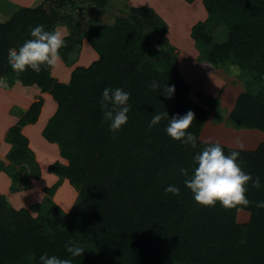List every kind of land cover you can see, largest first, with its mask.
I'll use <instances>...</instances> for the list:
<instances>
[{"label": "trees", "instance_id": "1", "mask_svg": "<svg viewBox=\"0 0 264 264\" xmlns=\"http://www.w3.org/2000/svg\"><path fill=\"white\" fill-rule=\"evenodd\" d=\"M202 2L209 19L223 23L230 33L225 42L213 45L204 32L207 22L198 23L191 33L196 48L203 59L208 55L254 71L230 117L237 128L264 131V0ZM83 3L104 11L109 0H45L0 22V79L8 87L20 82L52 95L59 109L44 138L59 147L70 165L56 162L50 171L79 189L71 212L53 218H32L25 209L8 206L0 195V264H40L44 253L70 258L65 249L69 240L85 247L73 264H264V209L255 206L264 201V144L255 153L240 152L243 170L261 178L260 189L248 185L252 204L226 209L219 202L204 206L193 199L179 169L191 171L193 157L205 146L199 136L207 110L189 100L190 87L177 63L165 64L164 58L171 57L168 51L156 52L141 34L152 29L166 34L167 24L154 9L132 8L129 17H119L113 25L89 26L84 37L99 59L75 69L69 84L56 82L52 68L19 76L9 68V54L31 38L30 27L71 28L68 13ZM74 40V36L66 39ZM209 47L211 52L206 54ZM66 49L60 50L61 56L67 55ZM153 79L161 87L175 86L171 98L150 87ZM106 87L131 92L129 121L115 134L100 108ZM40 106L35 103L31 108L35 116L27 114L6 138L12 145L8 159L20 172H26L23 164L27 163L38 170L22 129L37 121ZM165 111L170 118L188 111L195 114L189 131L198 136L197 148L171 138L165 131L167 119L149 130L153 115ZM2 169L6 170L0 163ZM16 169L7 171L15 175ZM11 177L16 188L22 187L24 180ZM169 185L180 187L179 197L165 193ZM238 212L249 215L246 226L238 224Z\"/></svg>", "mask_w": 264, "mask_h": 264}, {"label": "rangeland", "instance_id": "2", "mask_svg": "<svg viewBox=\"0 0 264 264\" xmlns=\"http://www.w3.org/2000/svg\"><path fill=\"white\" fill-rule=\"evenodd\" d=\"M9 1L12 2V7L7 8L5 11L10 15L9 18L12 17L18 10L22 8H29L28 0ZM136 1L137 3L134 4V6L140 5L139 3H145L146 5L149 2L158 4L161 11L163 10L164 14L169 18L168 20L170 21V24L173 25L174 34L172 35L171 33L169 34V29H167L166 34L160 29L145 30L142 31L141 34L146 36V38L151 41L156 52L158 51L160 53H164L168 51V54L171 57L166 56L164 58L165 64H168L169 62L177 63L180 76L190 87V91L188 94L189 100L201 105L204 109L207 110L205 124L200 133L199 141L204 145L206 142L215 143L219 141L225 149L238 150L244 154H252L258 151L259 148L264 144V131L259 129L237 128L230 117L232 111L236 107L238 98L247 91L248 82L251 81L252 77L255 75L254 71L249 72L241 70L238 66L233 65L230 62L222 63L218 60L214 61L209 58L208 55L207 57H205L207 59H203V57L201 58L200 52L196 48V45L194 43H190V40L193 39L192 36L190 38L188 33H186V27H188V25L193 21L194 16L196 18L197 13H195L196 11L190 9L188 5H183L181 0H166L165 2L164 0ZM3 2H5V0H0V10L4 7ZM202 5L204 6L203 2ZM131 9L132 8L128 7L127 5V0H112L111 5H109L104 11H98L94 6L83 3L75 11L69 12L68 16H71V18L68 23L70 24L71 28H68V26L66 25V28L68 29L66 31V39L74 36V41L76 42L66 41V48L69 51L65 57L61 56V66H59L60 64H58L56 67H54V69L51 70L52 78L58 83H62V79L63 81L68 82L62 84H69V72L73 73L75 69L81 66L80 64L75 65V63L78 59V54L81 52L80 50L83 44L85 43V41H87L84 35L88 27L93 25H113L117 18L125 16L129 17ZM0 17L3 16L0 15ZM207 17V25L206 27H204V32L205 34H207V36H210V38L212 39V44L215 45L225 42L230 33L229 28L223 25V23L221 24L219 21L209 19V15ZM9 18L6 16L7 20ZM183 28L185 32L183 31ZM177 29H180L181 31L176 32ZM192 42H194V40ZM181 44H183L186 51L180 49L181 46H177ZM206 50V54H209L211 52L210 47ZM81 63L83 62L81 61ZM209 89L213 90L212 94H214L215 96L211 97L205 93V91L209 92ZM39 90L42 94L50 95L53 104L55 103L56 110L50 118L51 120L58 112V104L55 102L51 94L43 92L40 88ZM14 92L15 93L10 96V99H8V101L4 102L3 104L4 107L6 106L4 112L6 113V115H8V117H10L11 120L9 131L14 128L19 121L25 118L27 114L31 113V108L35 103H41L39 115L41 114L43 105L45 104V100L42 97V94L35 90H32L27 94L21 91ZM18 98L25 100L20 101L18 100ZM8 108L10 110L9 112ZM12 116L17 117L15 119V124H13V119L11 118ZM33 116H35V114L31 113L30 117ZM48 124L46 125V127L48 126ZM6 138L4 139V141L7 143ZM237 141L243 143V150L239 149ZM7 144L10 146V149L8 153L4 154V156L0 159V163H2L6 168V170L2 169L0 170V172L5 173L4 175L7 176L6 181H8L0 182L5 186L4 191L0 190V195L3 197V202L7 203L8 206L12 207L15 210H27L32 218H53L55 216H64L69 214L73 206L77 202V199L79 197V189L73 186L68 178H63L54 173H52L56 176L54 181L49 180L46 184L38 183L39 179H41V173L39 174V167L38 170H35L34 166L30 165L29 163L23 164V169L26 172H20L21 169L19 168V166L11 163V161H9L8 159V155L12 151V145L9 143ZM66 162L67 164H62L65 167L70 165L68 160H66ZM52 165L48 167L49 173H51L50 167ZM8 168H17V173H15V175L11 171L10 173L9 171H7ZM34 170L35 173H33ZM11 176H13L15 179L17 178L16 180L19 181L24 180L22 187L16 188L13 185ZM34 181L36 189L35 193L30 196L29 201L26 204H24L25 202L22 204L16 203L14 197L16 193L20 192L18 190H21V192L31 190V185L34 184ZM64 183H67V186L65 190H61L60 188L64 186ZM15 188L17 189V191H15ZM70 200L71 204L68 206L67 202ZM48 201L53 205L49 204ZM249 220V215L244 212H238V224H240L241 226H246L249 223Z\"/></svg>", "mask_w": 264, "mask_h": 264}, {"label": "clouds", "instance_id": "3", "mask_svg": "<svg viewBox=\"0 0 264 264\" xmlns=\"http://www.w3.org/2000/svg\"><path fill=\"white\" fill-rule=\"evenodd\" d=\"M30 39L24 41L17 50L9 54L8 66L18 76L29 70L40 73L44 69L54 68L61 61V49L67 47V32L57 26L53 30H46L44 25H37L29 29ZM7 85V81L0 79V87ZM153 90L162 91V94L171 98L175 93V86L168 84L161 87V83L153 79L150 82ZM131 92L124 88L106 87L100 99V108L109 130L117 133L129 121ZM168 120L166 133L185 146L197 148L198 136L189 131L196 116L192 111L186 114L169 117L167 111L157 112L148 124L149 130L162 120ZM240 150L244 145L237 141ZM240 151L225 152L224 146L219 142H206L202 150L193 157L194 167L191 171L183 166L180 173L185 177L184 185L193 195V199L204 206H216L217 202L226 208H236L238 205L249 206L253 202L247 197L248 185L256 189L261 188V178L253 177L245 172L241 166ZM165 193L180 196L181 189L176 185H169ZM257 208L264 209V201L255 202ZM65 249L70 258H61L57 255L44 253L39 257L40 264H73L74 259L83 256L85 247L69 240Z\"/></svg>", "mask_w": 264, "mask_h": 264}, {"label": "crops", "instance_id": "4", "mask_svg": "<svg viewBox=\"0 0 264 264\" xmlns=\"http://www.w3.org/2000/svg\"><path fill=\"white\" fill-rule=\"evenodd\" d=\"M43 1L45 0H35V1H29V8L32 7H36L39 4H41ZM166 0H164L165 2ZM182 4L185 6H189L190 9L196 11L195 13H197V16L193 21L188 25L186 33H188V35L191 38V33H192V28L193 26H195L198 23H203L207 21V11L204 8V6L202 5V0H195L193 3H188L185 0H181ZM160 2V1H159ZM163 2V1H162ZM161 2V3H162ZM112 0H109V5H111ZM137 1L136 0H127V5L128 7L131 8H135V7H147V8H152L154 9L159 16L161 17V19H163L166 24L167 27L169 29V34L171 33L174 34L173 31V25L170 24V21L168 20L169 18L164 14L163 10L161 11L160 7L158 4L156 3H151L149 2L148 4L145 5V3H139L140 5H136L134 6V4H136ZM3 9H1L0 11V15H2L3 17H0L1 19V23H5L7 21H9L12 17L9 18V14H7L5 11L7 8L12 7V2H10L9 0H5V2H3ZM6 6V8H5ZM6 16L9 18L8 20L6 19ZM59 27H61L63 30L67 31L68 29L66 28L65 25H58ZM180 29H177L176 32H180ZM184 31V28H183ZM185 32V31H184ZM175 37V35H174ZM192 40H190V43H194L192 42ZM178 47H180V49L185 50L183 44L181 45H177ZM84 48V49H83ZM194 49V48H193ZM81 52L78 54V59L75 63V65H81L80 67H89L92 63H94L95 61H97L99 59L98 54L92 49V47L88 44L87 41H85V43L83 44L81 50ZM81 61L83 63H81ZM59 66H61V63L59 62ZM54 69V68H52ZM64 69V68H63ZM66 69V68H65ZM72 69V68H71ZM61 70V69H60ZM70 70V69H68ZM71 72H69V79L68 81H70L71 78ZM62 83H68L65 82L61 79ZM35 90L37 92L41 91L39 90L38 87L33 86V87H23V85L21 83H17L16 85H14L13 87H8V86H4V87H0V159L4 156V154H7L10 146L4 141V139L6 138L8 131H9V126L11 124V120L10 117H8V115H6V113L4 112L5 107L3 106L4 102L8 101V99H10V96L13 95L15 92L14 91H21L25 94H27L28 92ZM205 91V90H204ZM213 90L209 89V92L205 91V93L209 96H215L214 94H212ZM24 94V95H25ZM42 94V93H41ZM205 94V95H206ZM42 97L45 100V104L43 105L41 114L39 115V118L37 120V122L35 124H29L26 125L23 129H22V134L27 138L28 142H29V148L31 150V152L34 155L35 158V162L38 163V167H39V174L41 173V179H39L38 183H42V184H46L47 181H54L56 176L52 173L48 172V167L50 165H52L55 162H60L61 164H67L66 160L63 159L60 155V150L59 147L54 144V143H50L49 141H47L44 137H43V131L46 127V125L48 124L50 118L52 117L53 113L56 110V106L55 103L53 104V101L51 100V96L48 94H42ZM18 100L22 101L25 99H19ZM2 106V107H1ZM3 108V109H2ZM9 108H8V112H9ZM13 119V124H15V119L17 118L16 116H12L11 117ZM8 163V162H7ZM33 173H35V170L33 171ZM5 173L0 172V182H4L7 179V176L4 175ZM35 180V179H34ZM8 182V181H6ZM67 183H64V186L61 187V190H65ZM35 181L34 184L31 185V190H26V191H22L20 190V192L15 194V200L16 203H24L26 204L29 199L30 196H32L33 193H35ZM0 190L4 191L5 190V186L3 184L0 183ZM27 199V200H26ZM71 204V200L67 202V205L69 206Z\"/></svg>", "mask_w": 264, "mask_h": 264}]
</instances>
